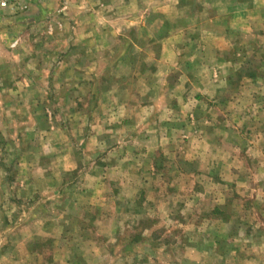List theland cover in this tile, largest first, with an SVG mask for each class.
<instances>
[{
  "label": "crops",
  "instance_id": "1",
  "mask_svg": "<svg viewBox=\"0 0 264 264\" xmlns=\"http://www.w3.org/2000/svg\"><path fill=\"white\" fill-rule=\"evenodd\" d=\"M180 1L30 0L38 11L28 17L31 23L7 18L1 28L15 47L16 34L24 27L40 29L36 23L43 17L59 24L49 35L44 31L45 41L37 35L38 41L28 42L34 84L18 87L31 72L10 75L6 84L8 61L2 57L0 122L23 133L34 128V144L48 148L30 157L42 161L34 167L42 177H55L63 162V172L84 180L75 189L63 182L59 189L41 188V200L96 216L42 211L17 224L19 232L29 227L26 240L42 236L53 242L73 225L83 247L63 249V264L73 254L88 264H122L124 256L143 262L148 257L149 264L153 256H165L162 264H264V110L240 100L257 87L246 73L235 87L233 60L217 46L180 43L185 29L165 36L166 24L183 10ZM210 7L233 15L229 0H211ZM243 15L242 23L250 12ZM45 77L48 86L38 83ZM60 79L66 80L54 83ZM57 93L66 96L70 113L64 137L56 116L34 122L40 112L33 110L28 123L15 120L16 107L57 111ZM3 174L0 164L1 213L12 207ZM138 193L146 194V203L135 204ZM208 224H221L223 231L200 228ZM7 232L1 222L0 255Z\"/></svg>",
  "mask_w": 264,
  "mask_h": 264
},
{
  "label": "rangeland",
  "instance_id": "2",
  "mask_svg": "<svg viewBox=\"0 0 264 264\" xmlns=\"http://www.w3.org/2000/svg\"><path fill=\"white\" fill-rule=\"evenodd\" d=\"M229 1L230 7L233 8L232 16L216 14V12L210 7L211 0H201V3L196 0H181L179 4L183 10H181V14H179L178 18L173 22H166L165 36H168L169 33H178V30L181 32L182 29H185L184 32L179 34L180 43H210L217 46V48L220 49L219 51L224 52L229 59L233 60V67L236 69L235 72L237 73V78L233 81V83H235V87L237 84L242 86V73L252 76L251 81L249 82L254 83L255 87H257L254 88V90H256L255 92L251 93L248 97H241L240 100H242V102L252 101L254 104H260L264 110V0ZM20 2L21 5L25 7L24 9L19 8L20 10L16 11L0 10V70H2V65L4 64L2 62V57H4L8 61L6 64H8L7 72L9 73L6 84H9L10 75H17V77H19V73H22L23 75V73L27 74L31 72L29 78L30 81L26 79L21 81L23 82L22 85L20 84L21 82L18 84L19 88H23L26 87L25 85H30V83L34 84L36 81L32 77V73L34 72L32 70L33 65L28 63L32 62L29 61L28 58H30L31 53H34L32 50L33 43L28 42L33 41L37 35L40 36V39L42 38V41H45L47 36L46 34L49 35V33L52 32L51 26L54 28V26H59V24H57V19H55V17L45 16L42 20H39L36 23L38 24L40 22V29L36 27H24L16 34L18 35L17 39H20L18 42L19 45L14 47L15 43H12V45L8 46V43L5 42L6 40H4L1 35V28L5 25L7 18H11L15 21L18 19H26L25 23H27L28 17H32V13L33 15L38 13L35 6L32 7L33 2L30 3V0H21ZM247 11L250 12V17L247 20L249 23L246 24L247 21L242 23V19L246 18L243 15V12ZM22 40H25L27 43H22ZM36 40L38 41V38H36ZM243 43H248V46ZM3 45L6 47H3ZM20 45L23 47H20ZM49 66L51 65L49 64ZM13 79L15 78L11 77V81ZM60 80L62 81H56L54 83H62L66 79ZM38 83L48 86L47 77ZM10 98L12 99V97ZM52 101L58 103L56 106L57 111L52 109L53 112L50 114V112L45 110L43 106L40 107L39 105L36 109L31 108L30 112H27V110L22 111V109L25 108L20 107L17 109L16 107V109L13 110L16 115L15 120L27 122V116H29L30 113L33 115V110L40 112V118L36 120L33 119L34 122L39 121V123H44L45 118L50 116L53 118L56 116L59 126L58 134L64 137V131L65 128H67V120H65V118H67L70 114L69 113L67 115V98L65 95H59L57 93L53 94ZM1 113L2 112H0V117ZM262 121H264V119ZM10 127L12 128L8 129L6 124L0 122V164L4 172L1 176V183L7 188L8 198L10 200L9 204L12 205L9 211L4 210L3 213L0 212V223L4 222V228L8 229L7 233H9V237L6 234V241L2 245L3 255H0V264H63L62 254L65 253L63 249L72 247L71 252H73L74 250L79 251L80 248L83 247V241L78 239L79 237L75 234L73 225H70L66 229L67 233L64 232L53 242L50 238L42 236H36L35 239L28 238V240H26L25 238L29 235V227L26 225V227L19 232L21 230V226H18L17 224L27 219H33V215L35 214H43L42 211L58 216L67 215L72 218H79L81 215H83V217H87L86 214L92 213L96 216L98 212L95 213L94 211L83 213L82 209H65L64 207L52 206V200H41V195H43L41 193V188L49 187V185H51L53 188L59 189L61 187V183L63 182L64 187L67 186L75 189L74 187H79L82 182L84 184V180L81 181L80 176L77 177L76 174L63 172V162L61 164L58 162V170L56 169L54 171V173H56L55 177H50V179L49 177H42V173L40 171L37 172L34 170L36 164L39 166V162L42 161L34 162V160L30 159V157H33L37 154V152L39 153L41 149L48 151V148H43L42 144H38V146L34 144L35 134L32 133L35 131L34 128L28 129L26 133H23L22 129L18 128V125L12 124ZM15 136L17 138L13 140V137ZM18 139L19 144L17 143ZM18 150L20 151L19 156ZM23 163L27 165V168L21 170L20 165ZM23 171H26V174H21ZM23 184L29 188L27 190H23V188H21ZM30 187H33V190H30ZM19 190L26 191L27 195L23 196L22 192H19ZM48 193L49 192H47V195ZM70 195L76 198L77 193L73 192ZM136 198L137 200L135 204L140 205L141 201H145L146 194L140 196L138 193ZM183 210L185 211L186 208ZM7 212L8 214H6ZM5 222L8 224V227ZM213 227H215L218 231H223L224 228L221 224H208L207 226L204 225L203 228H200L202 230L205 229V231H211ZM162 229H165L166 232L165 226H162ZM159 232H161V228L156 231V233ZM73 234H75L76 237H73ZM20 236L21 238L19 239ZM23 239H25V243L19 247V242ZM97 242V240L94 242L96 247ZM94 258L102 259L103 257L95 256ZM128 258L131 257L124 256L122 259L124 261H121V263L149 264L147 260L148 257H146V261L144 262L142 260L143 257H138L134 261ZM164 260L165 256H153L151 257V261H153V263L150 264H162L165 262ZM68 262L69 264H88L83 261L82 255L78 254H73L71 261ZM171 263L174 264L173 262Z\"/></svg>",
  "mask_w": 264,
  "mask_h": 264
},
{
  "label": "built area",
  "instance_id": "3",
  "mask_svg": "<svg viewBox=\"0 0 264 264\" xmlns=\"http://www.w3.org/2000/svg\"><path fill=\"white\" fill-rule=\"evenodd\" d=\"M21 0H0V10L16 11L24 9L25 7L21 5Z\"/></svg>",
  "mask_w": 264,
  "mask_h": 264
}]
</instances>
